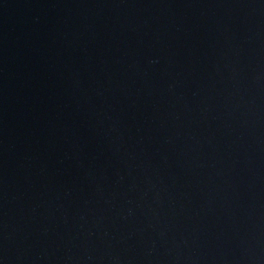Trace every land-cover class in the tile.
Returning a JSON list of instances; mask_svg holds the SVG:
<instances>
[{"label":"water","instance_id":"95a60500","mask_svg":"<svg viewBox=\"0 0 264 264\" xmlns=\"http://www.w3.org/2000/svg\"><path fill=\"white\" fill-rule=\"evenodd\" d=\"M0 264H264V0H0Z\"/></svg>","mask_w":264,"mask_h":264}]
</instances>
